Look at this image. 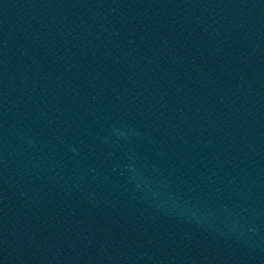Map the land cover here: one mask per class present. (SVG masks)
I'll use <instances>...</instances> for the list:
<instances>
[{
	"label": "water",
	"instance_id": "obj_1",
	"mask_svg": "<svg viewBox=\"0 0 264 264\" xmlns=\"http://www.w3.org/2000/svg\"><path fill=\"white\" fill-rule=\"evenodd\" d=\"M0 264H264V0H0Z\"/></svg>",
	"mask_w": 264,
	"mask_h": 264
}]
</instances>
